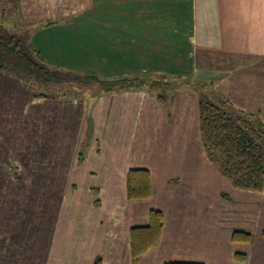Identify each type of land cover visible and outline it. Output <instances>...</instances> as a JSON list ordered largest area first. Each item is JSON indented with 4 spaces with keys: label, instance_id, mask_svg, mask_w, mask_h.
I'll use <instances>...</instances> for the list:
<instances>
[{
    "label": "crops",
    "instance_id": "obj_1",
    "mask_svg": "<svg viewBox=\"0 0 264 264\" xmlns=\"http://www.w3.org/2000/svg\"><path fill=\"white\" fill-rule=\"evenodd\" d=\"M3 2L0 22L16 30L51 68L66 72H78L69 55L78 49L55 52L54 42L65 39L61 34L74 36L85 17L102 25L116 21L111 16L97 20L108 9L103 0ZM193 2L199 15L200 60L188 77H167L170 86L80 100L77 93L64 98L11 72L0 73V168H39L44 177L56 168V175L66 178L63 182L80 184L84 192L91 187L104 190L98 197L102 207L93 209L97 222L73 226L70 264H93L97 256L103 264H132L131 230L146 226L153 209L164 215L161 239L137 264H264V209L258 208L261 217L255 219L257 194L264 200V188L235 189L208 159L198 95L181 85L189 78L213 80L216 93L235 108L258 114L264 123V0ZM118 3L122 5L114 0L115 7ZM130 22L135 17L123 21ZM85 132L89 139L83 149ZM132 169L150 172L149 199L128 200L127 174ZM71 194L77 199L78 193ZM236 231L251 234V240L233 241ZM118 235L120 244L113 241ZM162 247L168 248L163 257Z\"/></svg>",
    "mask_w": 264,
    "mask_h": 264
},
{
    "label": "rangeland",
    "instance_id": "obj_2",
    "mask_svg": "<svg viewBox=\"0 0 264 264\" xmlns=\"http://www.w3.org/2000/svg\"><path fill=\"white\" fill-rule=\"evenodd\" d=\"M103 1L105 3L108 0ZM121 1L122 5L118 3L116 7L114 0L109 5L106 3V6L103 3V7H108L113 15L106 8L97 17V20H101L111 16L116 21L122 19L121 23L115 21L116 23L102 25L85 17L78 23V31L74 36L63 33L61 35L65 39L70 38L54 42L53 48L57 53L58 49H78L76 55L69 54L78 64V72L69 71L71 78L91 72L102 77L100 79L113 75L128 77L137 74H161L167 80L170 75L176 77L183 74L182 76L188 77L187 72L193 69L201 56L199 31L196 29L199 15L195 2L190 0L189 6V0ZM123 2L126 9L123 8ZM3 3L0 0V15L4 11ZM129 8H132L131 12L125 13ZM130 17H135L136 22L124 24L123 21ZM0 26L9 29L6 31L8 36H20L15 33L16 30L7 28L6 23L0 22ZM74 41L77 45L73 44ZM186 81L190 83L192 80L189 78ZM77 82L80 84L79 80ZM75 84L73 92L77 93L80 100L94 94L100 96L96 84H82L80 88L76 87L79 84ZM83 132L81 128V133ZM87 132L81 135L83 149L89 139ZM42 171L39 168H0V264H70L74 256L70 243L74 233L72 231L76 228L73 226L89 220L93 223L94 206L102 207L103 202L99 198L101 199L104 190L91 187V190L84 192L80 184L74 186L63 182L66 178L58 177L56 168H49L50 173L46 177ZM70 193H78L77 199H73ZM262 196L257 194V222L261 217L258 208L264 209ZM115 209L117 206L113 203L112 210ZM101 213L99 217H103ZM119 238L120 235L112 239L120 244ZM106 248L107 251L111 250ZM107 251L103 253L104 256L108 254ZM165 252L168 253V248L162 247L159 255L163 257ZM154 255L152 251L150 256ZM174 261L176 260H172Z\"/></svg>",
    "mask_w": 264,
    "mask_h": 264
},
{
    "label": "trees",
    "instance_id": "obj_3",
    "mask_svg": "<svg viewBox=\"0 0 264 264\" xmlns=\"http://www.w3.org/2000/svg\"><path fill=\"white\" fill-rule=\"evenodd\" d=\"M0 32V73L11 72L28 82L47 87L49 90L54 89L64 98L71 96L73 86L76 85L75 83L79 84L78 80L80 84L76 86L77 88L82 84L87 86L96 84L99 87V95L122 91H154L171 84L167 79H163L161 74L100 79L94 73H88L83 76L78 75L77 78L74 76L72 79L70 72L51 68L39 53L29 46L28 41L25 42L22 38L17 39L14 36L8 37L6 30L1 27ZM181 85L189 87L198 95L200 133L208 159L235 189L262 192L264 123L259 115L235 108L214 91L213 80H192ZM96 95L94 94L92 99L98 97ZM151 191V174L148 170H129L127 174L129 201L147 200L151 197ZM224 196L227 198L226 195ZM163 225V212L153 209L149 213V222L146 226L132 228L130 237L132 264H137L141 257L159 244ZM250 240L251 234L243 231L234 232L233 241L249 242ZM93 264H103L102 257L97 256ZM166 264L203 263L168 262Z\"/></svg>",
    "mask_w": 264,
    "mask_h": 264
}]
</instances>
